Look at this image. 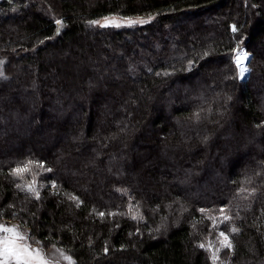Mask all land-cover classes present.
Wrapping results in <instances>:
<instances>
[{"label": "trees", "instance_id": "obj_1", "mask_svg": "<svg viewBox=\"0 0 264 264\" xmlns=\"http://www.w3.org/2000/svg\"><path fill=\"white\" fill-rule=\"evenodd\" d=\"M0 73V220L75 264H212L217 229L264 264V0H0Z\"/></svg>", "mask_w": 264, "mask_h": 264}, {"label": "snow or ice", "instance_id": "obj_2", "mask_svg": "<svg viewBox=\"0 0 264 264\" xmlns=\"http://www.w3.org/2000/svg\"><path fill=\"white\" fill-rule=\"evenodd\" d=\"M152 17L149 16L148 20H151ZM148 20L143 18H117V17H104L103 22L101 21H89L92 25H99L100 27H121L122 25L132 26L135 24H144L147 23ZM55 23L57 25H61L60 20H56ZM232 31H236V27H232ZM235 55L233 56V61L237 66L238 75L243 76L248 69L244 67V61L248 57V53L243 51L239 47L232 50ZM204 55H208L207 52ZM192 64V61H189V65ZM167 74V73H165ZM3 73H0L2 76ZM37 162L32 160H27L22 163H18L17 166L10 171V175L13 177H18L20 180H24V174L31 172V166ZM38 166L42 167V164ZM16 187L22 191H26L28 193L33 194L36 198H39V191L36 188V181H35V174H33V179L31 181H27L22 184H17ZM53 187L55 185L53 184ZM69 199L76 200L77 197L69 196ZM131 211V209H130ZM201 213H205L206 209H199ZM221 214H223V209L220 210ZM111 214V213H110ZM99 216L103 217L105 214L103 212L98 213ZM135 219V215L132 217ZM224 220H228V216L223 217ZM215 223V222H214ZM233 232L238 231V229L233 228ZM219 240L220 247L213 248L210 244L205 245L204 243H200L198 245L199 248L205 249L211 252L210 259L212 264H216L217 260L219 259L218 253L222 248H227L231 250L233 248V244L229 239L228 235L220 231ZM29 236L27 233L21 232L17 225L6 226L3 223H0V264H59V260L53 259L47 256L41 247H33L30 243H28ZM39 244V242H37ZM55 247V246H54ZM59 254V257L62 258L67 264H75L72 256L65 254L63 249L56 250ZM107 251V249H105Z\"/></svg>", "mask_w": 264, "mask_h": 264}, {"label": "rangeland", "instance_id": "obj_3", "mask_svg": "<svg viewBox=\"0 0 264 264\" xmlns=\"http://www.w3.org/2000/svg\"><path fill=\"white\" fill-rule=\"evenodd\" d=\"M117 17V18H124V17H120V16H117V15H109V16H105V17ZM103 18L104 17H102V18H100V19H97L96 21H101V22H103ZM132 19H136V18H132ZM97 26H99V25H97ZM123 26H127V25H122L121 27H123ZM110 27H113V26H110ZM129 42H131V41H129ZM253 45H255V44H253ZM240 49H242L243 51H246L249 55H248V57L245 59V61L243 62L244 63V67H246L247 69H248V73H247V71L244 73V75L243 76H240V75H238V70H237V66H236V64H235V66H236V75H237V77H238V79L239 80H245V79H247V77H248V74H249V68H248V59H249V56H250V53L247 51V50H245L244 48H240ZM234 55H235V53H234ZM21 76V71H19V70H15V72H14V74L12 75V77H14V81L13 82H17V77H20ZM20 79V78H19ZM29 132H28V135H31V132H32V130H33V126H31L30 128H29ZM0 223H3V224H5L6 226H11V225H16L14 222H8V221H4V220H0ZM19 230L21 231V232H24L23 230H21L20 228H19ZM221 230H216L214 233H215V235H214V242H209L207 245H211L213 248H219L220 247V244H219V240L221 239L220 237H219V232H220ZM24 233H26V232H24ZM28 243H30L33 247H40L35 241H33L31 238L28 240ZM57 250V248H55V247H52V248H49V249H47V250H43L44 251V253L47 255V256H49V257H51V258H53V259H57V260H59V264H67V262L66 261H64L62 258H60L59 257V254H58V252L56 251ZM211 253V252H210ZM218 255V254H217ZM217 263V262H216Z\"/></svg>", "mask_w": 264, "mask_h": 264}, {"label": "water", "instance_id": "obj_4", "mask_svg": "<svg viewBox=\"0 0 264 264\" xmlns=\"http://www.w3.org/2000/svg\"><path fill=\"white\" fill-rule=\"evenodd\" d=\"M249 59H250V56H249ZM249 59H248V62H249ZM247 73H248V71H247Z\"/></svg>", "mask_w": 264, "mask_h": 264}]
</instances>
